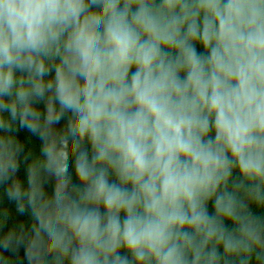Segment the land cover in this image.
I'll list each match as a JSON object with an SVG mask.
<instances>
[{
	"label": "clouds",
	"instance_id": "9594fccd",
	"mask_svg": "<svg viewBox=\"0 0 264 264\" xmlns=\"http://www.w3.org/2000/svg\"><path fill=\"white\" fill-rule=\"evenodd\" d=\"M0 264H264V0H0Z\"/></svg>",
	"mask_w": 264,
	"mask_h": 264
},
{
	"label": "trees",
	"instance_id": "16d2710c",
	"mask_svg": "<svg viewBox=\"0 0 264 264\" xmlns=\"http://www.w3.org/2000/svg\"><path fill=\"white\" fill-rule=\"evenodd\" d=\"M7 208H0V214L7 213Z\"/></svg>",
	"mask_w": 264,
	"mask_h": 264
}]
</instances>
